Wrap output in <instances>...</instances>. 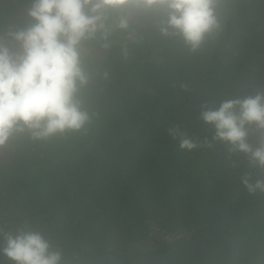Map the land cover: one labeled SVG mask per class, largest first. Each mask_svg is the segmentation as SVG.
Masks as SVG:
<instances>
[{"label":"trees","instance_id":"obj_1","mask_svg":"<svg viewBox=\"0 0 264 264\" xmlns=\"http://www.w3.org/2000/svg\"><path fill=\"white\" fill-rule=\"evenodd\" d=\"M31 4L0 0V46L19 52L12 34L31 25ZM215 13L190 51L160 34L162 11L120 30L109 10L107 39L81 43L85 124L0 146V247L33 231L59 264H264V190L243 182L264 184V165L200 118L202 105L264 95V0H215ZM246 130L258 148L264 130ZM153 227L174 239L153 240Z\"/></svg>","mask_w":264,"mask_h":264},{"label":"clouds","instance_id":"obj_2","mask_svg":"<svg viewBox=\"0 0 264 264\" xmlns=\"http://www.w3.org/2000/svg\"><path fill=\"white\" fill-rule=\"evenodd\" d=\"M109 10H119L114 26L120 30L129 29L133 19L145 12L162 11L160 34H178L190 51L218 27L215 0H32L27 10L31 25L12 34L19 52L0 46V146L16 135L27 133L38 140L85 124L89 117L77 98L79 88L87 83L81 43L97 33L107 39L112 30L107 23ZM200 118L214 126L215 139L250 153L264 165V141L256 149L246 142L247 125L264 130V95L227 100L215 109L202 105ZM179 147L190 150L195 144L182 138ZM243 182L249 191L264 190L260 181ZM0 254L14 264L60 261V253L50 250L33 231L5 235Z\"/></svg>","mask_w":264,"mask_h":264},{"label":"built area","instance_id":"obj_3","mask_svg":"<svg viewBox=\"0 0 264 264\" xmlns=\"http://www.w3.org/2000/svg\"><path fill=\"white\" fill-rule=\"evenodd\" d=\"M149 233L152 239L158 242L160 241L170 242L174 239L173 236H170L169 234L164 233L160 229L155 227L151 228V231Z\"/></svg>","mask_w":264,"mask_h":264}]
</instances>
